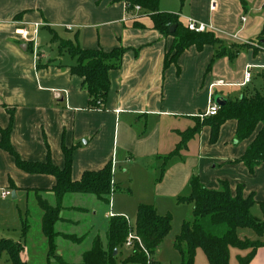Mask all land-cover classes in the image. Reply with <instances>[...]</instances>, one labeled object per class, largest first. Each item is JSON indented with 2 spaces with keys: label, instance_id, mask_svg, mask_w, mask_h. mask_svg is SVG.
<instances>
[{
  "label": "crops",
  "instance_id": "crops-1",
  "mask_svg": "<svg viewBox=\"0 0 264 264\" xmlns=\"http://www.w3.org/2000/svg\"><path fill=\"white\" fill-rule=\"evenodd\" d=\"M210 2L160 0V11L179 15L183 25L188 18L203 22L220 40V44L202 48L192 45L166 67L174 37L156 30L142 7L129 12L126 3L117 0H0V129L7 128L13 116L11 143L27 161L50 158L63 168L64 148H72L73 181L114 162L113 182L119 190L111 196V209L117 216L130 215L134 228L142 203L154 205L161 215L169 214L174 204L186 205L181 206L184 213L177 210V219H192L193 204L176 201L190 194L194 176L212 190H219L222 182L234 194L241 187L243 196L253 195L264 214L260 205L264 202V163L250 173L240 161L255 134L238 141L235 119L222 124L216 142L211 141V126L204 125L179 155L168 159L159 180L165 157L174 151L181 133L209 118L201 115L211 99L237 100L258 91L256 82L263 83V49L243 46L234 57H214L219 45H243L262 34L264 42V0H217L216 10H211ZM35 23H42L37 31V54L32 43L16 33L24 27L33 37ZM54 32L84 49L126 48L120 67L109 73L111 89L104 109L91 108L83 80L72 74L76 59L59 49V43L52 40ZM249 67L252 81L242 86ZM55 184L54 175L20 169L14 157L0 147V239L20 242L27 264H79L96 238L107 243L112 218L108 203L93 194L67 193L54 226L56 255L50 254L38 196L56 206ZM135 190L139 197L153 200L127 201L126 196ZM3 191L11 194L3 197ZM25 222L29 228L23 237ZM241 229V239L264 242V235ZM248 252L232 254L239 264V257ZM127 258L121 262L131 263ZM153 261L160 264L155 256ZM2 264H11L7 254ZM249 264H264V245Z\"/></svg>",
  "mask_w": 264,
  "mask_h": 264
},
{
  "label": "trees",
  "instance_id": "trees-1",
  "mask_svg": "<svg viewBox=\"0 0 264 264\" xmlns=\"http://www.w3.org/2000/svg\"><path fill=\"white\" fill-rule=\"evenodd\" d=\"M127 4V10H135L141 6L151 17L154 28L164 35L174 37L172 47L166 56L165 66L175 62L178 57L190 46L198 48L206 44L217 45L220 40L211 31L195 32L179 20V15L159 10L160 0H117ZM175 27L173 32L171 28ZM263 34L256 40L248 41L243 45L226 47L219 45L214 60L228 56L234 57L243 46H254L264 50ZM53 41L59 43V49L65 50L76 59L72 67V74L80 77L82 86L87 90L90 106L93 109H104L107 96L111 89L109 73L113 68H119L126 52V48L117 47L111 51L98 49H84L70 40H65L54 32ZM264 90V76H263ZM229 119L238 123L237 140H245L254 136L245 154L240 160L245 164L250 173L264 163V91H255L244 94L237 100H228L226 105L220 107L219 112L195 127L181 133V140L174 151L165 157L161 167L159 180L167 169L168 159L177 156L187 147L191 140L204 125L212 128L211 141L216 142L222 124ZM13 116L9 126L0 129L2 139L0 147L9 152L15 159L17 166L28 173L51 174L56 178L53 192L56 197V206L38 196L39 206L43 210L42 227L50 243V254L56 255L55 240L57 233L54 226L59 220V213L63 197L67 193L93 194L104 202L109 203L111 196L119 188L113 182L114 171L112 163L107 164L99 171H87L81 180L73 181L71 177L73 149L64 148L65 165L63 168L56 166L49 158L45 162H32L21 158L11 143ZM260 127V128H259ZM190 194L179 196L178 204H193V217L183 222L181 231L177 235L174 246L182 258V264H195L197 251L200 249L205 254L208 264H230L231 248L249 250L245 256L239 257V264H249L257 250L264 245L263 241L241 239L238 236L240 228H250L258 235H264V219L252 214V208L257 203L254 196L244 197L242 188L238 187L234 194L227 182L221 183L219 190L206 188L198 177H193L189 184ZM264 212V202L260 203ZM29 228L24 223L23 237ZM172 229V215H161L152 204H140L137 209L136 225L134 230L139 235L143 247L154 256L159 246ZM130 228L127 220L122 216L112 217L109 221L107 244L104 246L100 238H96L92 248L86 252L79 264H118L117 256L125 244ZM67 238L73 239L68 236ZM23 245L12 239H0V264L4 254H7L11 264H27L23 261L21 253ZM115 251L117 255L115 256ZM127 262L146 264L147 257L138 245ZM154 262V261H153ZM62 264H69L62 261Z\"/></svg>",
  "mask_w": 264,
  "mask_h": 264
},
{
  "label": "rangeland",
  "instance_id": "rangeland-1",
  "mask_svg": "<svg viewBox=\"0 0 264 264\" xmlns=\"http://www.w3.org/2000/svg\"><path fill=\"white\" fill-rule=\"evenodd\" d=\"M255 88L258 91L261 92L263 90V83H261V81L256 82L255 83ZM122 186L123 185H121L120 188H124L125 187V186L124 187H122ZM144 188H145V190H147V187H144ZM133 192L134 193L132 195L128 194L126 196L127 201H131L132 203L136 204V202L142 200L143 198L147 199V200H153V197H139V191L138 190H135ZM33 196L34 195H31V197H33ZM8 201H12V197H8ZM127 203H129V202H127ZM145 204H147V203H145ZM181 206H183V205L177 206V205L174 204L175 208H173L172 211L170 212V214L172 215V229H171L170 233L164 239L163 243L159 246V248L157 249V251L154 254L156 260L160 264H182L181 255H180V253L178 252V250L174 246L175 239L177 237V234H179V232L181 231V227H182V223H183V222H181L180 219L179 220L177 219L178 218L177 210L180 213L181 212L184 213L185 210H184L183 207L186 208V205L183 206V207H181ZM109 211H110V208H109ZM252 214L254 216H259L261 218H262V215H264L263 213H261V209L257 205H254V207L252 208ZM128 216L131 219V224L134 225L133 218L130 215H128ZM244 229L246 231L255 233V231H253L250 228H244ZM244 229H241V231L244 230ZM103 243H105V242H103ZM104 246L106 247L105 244H104ZM121 249H122V252H121L122 254H120L119 259L117 258L118 264H123L124 262H121V261L125 260L128 256H130L132 254L133 250H134V249H132L130 247H127L125 245H123V247ZM239 251L241 252V250H239L237 248H231V255H233L232 254L233 252H234V255H235ZM234 255L231 258L230 262H231V264H238V262L235 260V256ZM154 256L152 257V260H151L150 264L154 263L153 262ZM128 264H138V263H132L131 262V263H128ZM146 264H149V260H147ZM195 264H208L205 254L200 249L198 250V254L196 255V258H195Z\"/></svg>",
  "mask_w": 264,
  "mask_h": 264
},
{
  "label": "built area",
  "instance_id": "built-area-1",
  "mask_svg": "<svg viewBox=\"0 0 264 264\" xmlns=\"http://www.w3.org/2000/svg\"><path fill=\"white\" fill-rule=\"evenodd\" d=\"M126 7H127V4H126ZM218 7V3H217V0H211L210 2V8L211 10H216ZM141 6L139 5H136L135 6V11H139L141 10ZM245 17H242V20L245 21ZM34 35L33 37H29V30L26 29V28H18L16 29V33L18 35H20L22 37L23 40H25L26 42H30L32 43V46H33V50L35 52V54H37L38 52V41H37V31H38V28L40 26H42V23H35L34 25ZM187 27L192 30V31H195V32H206L208 30V25H206L205 23L203 22H197L195 21L194 19L192 18H188L187 19ZM71 29V27H69ZM252 68L249 67L245 73V77H244V82L241 84L242 86L244 85H248L251 83L252 81ZM219 85V83H214L213 86H217ZM220 110V106L217 105L214 101V98L210 100V103H209V106L207 108V110L205 111V113H203L201 115V118H206V117H211V116H214L216 115ZM114 162L112 164V167L114 168ZM11 193L10 191H3L2 192V196L5 197V196H9ZM109 205V208H110V211L108 212V215L110 217H115L117 215H115L111 208H112V204H111V199H110V202L108 203ZM122 217H124L126 220H127V223L129 225V228H130V231H129V234H128V237L125 241V246L127 247H130L132 249H135L136 245H138L141 249H143L146 257H147V260H149V264L151 263V260H152V255L143 247V244H142V241L139 237V235L136 233V231L134 230V227L132 226L131 224V221L130 219L123 215Z\"/></svg>",
  "mask_w": 264,
  "mask_h": 264
},
{
  "label": "water",
  "instance_id": "water-1",
  "mask_svg": "<svg viewBox=\"0 0 264 264\" xmlns=\"http://www.w3.org/2000/svg\"><path fill=\"white\" fill-rule=\"evenodd\" d=\"M174 28H175V27H172V28H171V31H172V32H173ZM214 101H215V103H216L217 105H219L220 107H222V106L226 105V103H227L228 100H226L225 98H223V97H221V96H216V97L214 98ZM13 197H14V198L16 197L15 192H13ZM116 253H117V251H115V254H116Z\"/></svg>",
  "mask_w": 264,
  "mask_h": 264
}]
</instances>
